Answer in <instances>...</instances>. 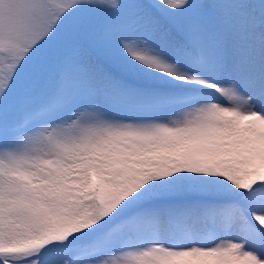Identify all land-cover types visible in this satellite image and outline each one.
I'll return each mask as SVG.
<instances>
[{
  "label": "snow or ice",
  "instance_id": "snow-or-ice-1",
  "mask_svg": "<svg viewBox=\"0 0 264 264\" xmlns=\"http://www.w3.org/2000/svg\"><path fill=\"white\" fill-rule=\"evenodd\" d=\"M0 264H264V0H0Z\"/></svg>",
  "mask_w": 264,
  "mask_h": 264
}]
</instances>
